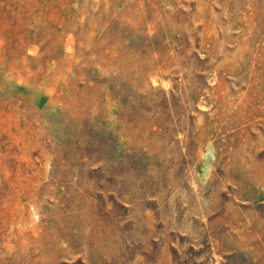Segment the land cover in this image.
I'll list each match as a JSON object with an SVG mask.
<instances>
[{
  "label": "rangeland",
  "instance_id": "1",
  "mask_svg": "<svg viewBox=\"0 0 264 264\" xmlns=\"http://www.w3.org/2000/svg\"><path fill=\"white\" fill-rule=\"evenodd\" d=\"M0 264H264V0H0Z\"/></svg>",
  "mask_w": 264,
  "mask_h": 264
}]
</instances>
